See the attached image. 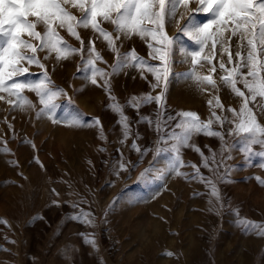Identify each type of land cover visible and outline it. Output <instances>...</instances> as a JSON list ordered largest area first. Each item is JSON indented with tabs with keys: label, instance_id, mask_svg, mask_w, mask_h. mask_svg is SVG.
Instances as JSON below:
<instances>
[{
	"label": "rangeland",
	"instance_id": "rangeland-1",
	"mask_svg": "<svg viewBox=\"0 0 264 264\" xmlns=\"http://www.w3.org/2000/svg\"><path fill=\"white\" fill-rule=\"evenodd\" d=\"M181 12L179 8V25L185 23ZM194 15L199 23L207 21L205 14ZM179 25L173 21L166 30L177 35ZM105 27L112 30L111 25ZM78 31L86 42L94 40L102 56L96 67L111 71L115 56L106 43L90 29ZM60 34L69 45L80 48L79 41L64 31ZM178 46L196 47L182 34ZM130 49L150 64L159 63L149 58L147 45L138 37L124 41L121 51ZM180 60L179 53H174V72L190 70V64H180ZM44 63L54 84L67 93L55 101L59 105L56 116L64 119L78 111L85 124L99 118L103 137L97 127L73 128L46 117L37 119L34 110H21L9 103L14 98L0 93L4 97L0 99V149H8L7 154L0 152V264H264V237L257 234L259 229L246 228L234 214L238 208L240 217L264 225V187L256 179L264 180V168L259 166L261 158L246 159L231 148L238 137L225 135L227 150L221 153L219 138L193 136L190 143L210 158L209 168L203 167V158L191 147L182 149L184 163L197 165L201 174L214 181L220 200L198 179L175 174L163 181H157L154 174L139 179L150 162L154 169L164 170L171 160L170 154L156 155L158 113L164 117L193 111L207 120L213 111L208 101L218 95L231 120L226 110L239 111L240 98L227 87L221 86L218 93L207 86L201 91L192 80L173 75L163 108L153 102L137 109L128 104L132 97L155 96L161 89L153 90L151 73L126 68L110 77L112 95L121 105L128 104L124 111L130 132L124 139L118 116L108 107L112 101L103 80L97 78L101 85L97 87L86 79L90 70L78 71L80 55L57 61L53 53ZM213 64L219 84V65L216 60ZM31 72L38 75L40 70L33 67ZM202 74H207V68ZM237 86L246 91L242 84ZM24 95L40 107L33 93ZM249 106L264 125V113L254 104ZM215 111L221 114L220 109ZM145 117L153 123L149 125ZM214 127L220 130L219 125ZM134 140L137 147L147 149L146 155L132 147ZM253 148L260 150L258 145ZM212 153H216L215 162ZM120 163L126 165L124 170ZM226 169L231 171L227 181L221 182ZM180 171L192 176L196 170L182 167ZM82 213L90 214L86 219L91 224L74 218Z\"/></svg>",
	"mask_w": 264,
	"mask_h": 264
},
{
	"label": "snow or ice",
	"instance_id": "snow-or-ice-1",
	"mask_svg": "<svg viewBox=\"0 0 264 264\" xmlns=\"http://www.w3.org/2000/svg\"><path fill=\"white\" fill-rule=\"evenodd\" d=\"M179 8L183 9L179 14L180 19L185 21L183 25H179L176 19ZM70 9H75L80 15ZM201 13L207 16L204 23L195 19L194 14ZM173 21L179 25L177 35H170L166 30ZM105 25H111L112 30H107ZM81 28L90 29L95 38L102 39L108 50L114 53L111 71L96 67L97 62H102V56L96 51L94 40L86 42L82 39L78 31ZM61 31L79 41L80 48L69 45L61 36ZM180 34L196 47L191 50L179 47ZM133 37L144 41L149 58L158 61V64H150L135 49L121 51L124 41ZM233 38H236L235 43ZM233 47L236 48L235 52L232 51ZM42 52L46 53L43 57L39 55ZM53 53L57 61L80 55L81 66L78 71L90 70L91 75L86 79L97 87L101 86L97 78L103 80V87L112 101L108 107L117 114V123L121 126L124 139L128 138L130 132L129 117L124 108L131 104L139 109L153 102L158 108H163L173 75L178 78L182 76L185 81L192 80L201 91L207 86L213 93H218L221 86L227 87L234 96L240 98L239 111L232 108L226 110L232 114L231 120L224 114L225 107L218 95H213V99L208 101L213 111L207 120H202L193 111L169 113L164 117L158 113L155 128L160 135L156 155L170 154L171 160L164 170L154 169L150 162L139 179L153 174L157 181H163L169 174L198 179L210 186L211 194L220 200L221 194L214 181L201 174L197 165L185 164L182 160V149L191 147L203 158V167L209 168L210 158L205 157L194 143H190L193 136L199 135L219 138L221 153L227 150L225 135L238 137L231 148L245 154L246 159L253 156L261 158L259 166L264 168V125L258 122L253 107L249 106L254 104L264 113V0H0V93L14 98L9 103L15 107L34 110L37 119L46 117L53 123L73 128L97 127L103 137V125L99 118L85 124L83 113L78 111L64 119L56 116L59 105L55 101L67 96V93L54 84L44 63ZM174 53H179L180 64H190V70L174 72ZM225 55L226 61L223 59ZM213 60L219 65V84L213 75L217 73ZM33 67L40 70L38 75L31 72ZM126 68L151 73L155 80L152 88H160V93L132 97L128 104L121 105L112 95L110 77ZM205 68L207 74H202ZM33 76L36 78L33 79ZM238 84H242L246 91L241 90ZM26 91L37 98L38 109L33 100L24 95ZM0 99L4 97L0 96ZM68 104H72L71 97L68 98ZM215 109H220L221 114L217 115ZM144 119L149 125L153 123L147 117ZM226 124L232 127L225 129ZM214 125H219L220 130ZM256 145L259 151H254L253 146ZM132 147L141 156L147 154V149L137 147L135 140ZM0 152L7 154L8 149L2 148ZM215 156L216 153H212L213 162ZM182 167L194 168L195 174L189 176L182 173ZM119 168L124 170L126 165L120 163ZM230 171L225 170L220 177L221 182L227 181ZM256 179L264 187V180ZM234 214L246 228L259 229L257 234L264 237V225L240 217L238 208ZM89 215L82 213L74 218L91 224L92 220L86 219ZM88 242L95 243L94 240ZM167 255L171 256L172 253Z\"/></svg>",
	"mask_w": 264,
	"mask_h": 264
}]
</instances>
